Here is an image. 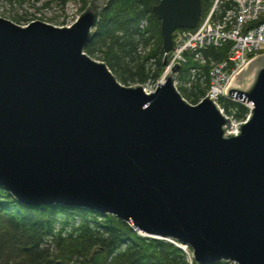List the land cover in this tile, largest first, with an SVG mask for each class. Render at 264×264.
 Returning a JSON list of instances; mask_svg holds the SVG:
<instances>
[{
    "label": "water",
    "instance_id": "1",
    "mask_svg": "<svg viewBox=\"0 0 264 264\" xmlns=\"http://www.w3.org/2000/svg\"><path fill=\"white\" fill-rule=\"evenodd\" d=\"M105 1L70 26L0 15V185L24 204L114 214L187 244L199 264H264V54L228 90L253 107L226 136L212 99L194 104L176 87L179 64L147 93L86 53ZM153 10L169 53L204 5L159 0Z\"/></svg>",
    "mask_w": 264,
    "mask_h": 264
},
{
    "label": "trees",
    "instance_id": "2",
    "mask_svg": "<svg viewBox=\"0 0 264 264\" xmlns=\"http://www.w3.org/2000/svg\"><path fill=\"white\" fill-rule=\"evenodd\" d=\"M5 1L18 5L44 1L45 6L53 2ZM69 1L61 3L65 6ZM96 1L83 0L82 13ZM158 1L106 0L99 11L85 51L91 56L100 53L123 83L157 82L166 68L161 21L153 10ZM202 1L206 12L213 0ZM223 56V51L214 53L216 59ZM179 90L195 104L205 96L207 85L198 83ZM221 100L228 111L235 110L237 119L246 117V104L227 97ZM0 264L199 263L176 243L141 235L114 214L57 203L24 204L0 185Z\"/></svg>",
    "mask_w": 264,
    "mask_h": 264
},
{
    "label": "built area",
    "instance_id": "3",
    "mask_svg": "<svg viewBox=\"0 0 264 264\" xmlns=\"http://www.w3.org/2000/svg\"><path fill=\"white\" fill-rule=\"evenodd\" d=\"M222 51L225 56L216 59L214 53ZM261 54H264V0H213L210 8L203 12L197 27L180 28L174 33L173 49L165 52L164 56L168 59L165 76L179 64L181 68L175 73L178 89L198 83L207 85L206 94L199 102L205 97L212 99L229 119L224 125L225 135H238L241 125L249 119L253 106L246 103L249 111L244 119L239 120L234 116L235 110L228 111L221 99L227 97L235 100L228 95L229 88ZM185 66L189 68L183 70ZM157 87L145 90L150 93L156 91ZM177 245L192 258L191 248L187 244L177 242Z\"/></svg>",
    "mask_w": 264,
    "mask_h": 264
},
{
    "label": "rangeland",
    "instance_id": "4",
    "mask_svg": "<svg viewBox=\"0 0 264 264\" xmlns=\"http://www.w3.org/2000/svg\"><path fill=\"white\" fill-rule=\"evenodd\" d=\"M43 2L44 1H30L22 5H18V4L8 3L5 0H0V15L9 18L21 25H26L32 22L33 20H43L55 25L62 26V25L70 24L71 22L75 21V19L79 15H81L84 6L83 0H70L65 6L62 5L61 0H53V2H51V4L48 6H45ZM142 24L145 26V22H142ZM92 57L97 60L104 61L100 53H97ZM167 69L168 68H165L162 76L157 80V82H152V81H148L146 83L129 82L128 84V83H123L118 76L116 77L125 85L135 86L137 84H142L144 88L147 89L153 88L154 90L157 87V85H159L160 82H162L161 81L163 80L162 77L165 76ZM227 264H233V263L227 261Z\"/></svg>",
    "mask_w": 264,
    "mask_h": 264
},
{
    "label": "bare ground",
    "instance_id": "5",
    "mask_svg": "<svg viewBox=\"0 0 264 264\" xmlns=\"http://www.w3.org/2000/svg\"><path fill=\"white\" fill-rule=\"evenodd\" d=\"M237 81H238V79H237ZM237 81L235 82V84H237ZM235 84H234V85H235ZM231 87H232V86H231Z\"/></svg>",
    "mask_w": 264,
    "mask_h": 264
}]
</instances>
